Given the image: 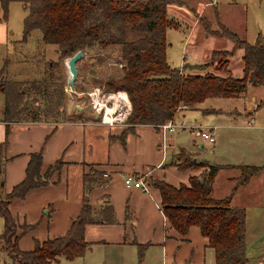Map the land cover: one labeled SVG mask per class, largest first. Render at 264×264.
I'll use <instances>...</instances> for the list:
<instances>
[{"label":"trees","instance_id":"1","mask_svg":"<svg viewBox=\"0 0 264 264\" xmlns=\"http://www.w3.org/2000/svg\"><path fill=\"white\" fill-rule=\"evenodd\" d=\"M175 1L0 0V13L5 21L8 4L20 3L26 11L22 21V41L37 29L41 35L36 45H55L60 59L76 51L118 47L119 61L123 64L121 75L107 77L104 86L107 91H123L128 98L130 113L125 120L128 127L123 131L126 133L134 125L157 128L173 118L178 106L190 108L208 99L236 98L245 93L248 86L264 87V35L261 34H257L253 43H248L224 27L222 32H216L229 39L233 47L215 53L227 59L234 50H242L240 77L220 75L219 68L207 71L208 62L169 66L165 34L173 24L167 14V5ZM8 63L5 58L0 68V93L4 97L2 121L57 124L75 120L66 113L63 82L59 76H53L56 63L47 62L46 68L38 71L40 77L23 80L7 78ZM227 64L225 60L224 65ZM5 143L4 139L0 149ZM175 157L171 165L180 170L208 165L193 163L183 150ZM41 161L40 151L31 153L24 178L6 193L3 191L4 159L0 154V252L14 264H49L59 257L66 260L82 257L90 246L83 237L85 226L114 222L111 206H103L95 212L91 210L90 192L107 183L108 179L103 172L89 167L82 176L80 211L67 231L61 236L36 242L30 251L20 250L18 239L31 227L18 226L8 205L13 199L23 198L29 190L45 186L51 174L62 165L58 161L42 174ZM231 167L239 171L236 186L246 185L251 177L264 171V167L259 166ZM220 168L219 165H208V170L189 178V186L174 187L155 179L150 182L159 191L161 212L171 228L184 235L190 227H197L207 239L208 247L213 249L214 264H247L244 211L231 207L229 197H211L212 184ZM18 229L22 231L18 232Z\"/></svg>","mask_w":264,"mask_h":264},{"label":"crops","instance_id":"2","mask_svg":"<svg viewBox=\"0 0 264 264\" xmlns=\"http://www.w3.org/2000/svg\"><path fill=\"white\" fill-rule=\"evenodd\" d=\"M200 1L198 9L192 11L194 18L198 20L202 18L207 7L216 3L215 0ZM4 22L0 21V45L7 51L9 30ZM207 31L216 37L225 38L217 35V31H212L209 27ZM257 34L264 35L260 31ZM187 38L190 39V36L184 39L183 47L188 45ZM215 51L223 50L212 52ZM5 58L6 55L3 62ZM229 62L228 60L227 71L233 77H240L242 63L241 69L236 71L237 74L232 75L228 69ZM249 92L246 89L245 93L236 98L244 99L245 127L255 130V114L258 108L264 105V100L257 101V97L251 96L250 100L246 101L245 96ZM0 98V144L6 140L0 149L4 159L3 191L10 192L13 186L22 181L31 153L41 152L42 174L56 162L62 163L60 168L51 174L45 186L29 190L23 198L13 199L8 205L18 226L31 227L18 239L17 244L22 251H30L36 242L41 243L46 239L61 236L67 231L80 211L83 196L82 176L89 167L103 172V176L108 179L107 183L95 187L90 192L91 210L95 212L103 206H111L114 222L86 225L83 237L90 246L82 257L67 260L69 262L79 260L85 264L88 260L90 264H214L213 249L208 247L207 239L200 234L197 227L192 226L186 234L180 235L168 225L161 212L159 191L152 186L151 179L163 180L174 187L189 186L190 177L208 170V165H219L222 168L217 171L212 184L213 199L229 197L231 207L243 208L244 203L246 206L253 204L251 199L255 195L259 197L264 194V171L251 177L246 185L236 186L239 171L231 167L238 165L264 167L261 164L264 153L258 149V146L262 145H257L260 139H250L248 144L247 141H241L244 144L241 156H249L252 161L237 165L220 160L221 150L217 151V148L215 151L214 145L218 137L216 133L218 128L215 127H212L214 142H208L214 146L211 161L197 159L185 146L177 145V149L172 150L171 143L166 144L165 137L182 126L186 111L197 109L199 113H207L214 120L230 117L235 124L238 112L234 109L225 110L213 105L207 107L194 105L182 109L183 111L176 112L171 119L175 126L174 131H165L162 136L159 127L151 125H134L124 133V129L128 127L126 124H103L99 118L95 119L93 112L90 117L79 112L80 109L73 112L69 107L66 108V113L68 117L75 118L73 121L57 124L24 121L5 123L2 121L4 97L1 93ZM250 118L253 119V123L246 126ZM195 127L194 135L199 137L197 135L199 128ZM180 150L188 153L193 163L201 162L208 165L178 169L171 164L176 160L175 156ZM231 152L237 156L239 154L236 150ZM127 175L141 177L148 185V190L125 186L123 178ZM222 181H225V184ZM245 197L250 199V203L245 201ZM21 231L18 229V232ZM85 258L88 259L85 261Z\"/></svg>","mask_w":264,"mask_h":264},{"label":"rangeland","instance_id":"3","mask_svg":"<svg viewBox=\"0 0 264 264\" xmlns=\"http://www.w3.org/2000/svg\"><path fill=\"white\" fill-rule=\"evenodd\" d=\"M175 1V0H174ZM178 1V3L176 2ZM175 4L168 5L167 14L173 26L166 30V61L171 67H181L183 62L200 64L208 62L210 65L207 71L213 72L214 68H219L220 75L230 74L224 71V62L229 60L228 69L232 75L237 74L241 69V50H234L229 58L224 55L212 52L214 50H231L232 42L227 38H220L208 33L209 27L212 31L222 32L223 27L237 34L248 43H253L257 32L264 34V0H215L214 5L207 7L200 20L194 18L193 10L198 9L200 0H176ZM234 1V2H233ZM180 2V3H179ZM198 11V10H197ZM186 13V14H185ZM26 11L18 2H11L7 6V15L4 22L8 28V50L4 51L0 45V67L3 57L9 60L7 77L10 79H32L40 77L38 71L42 70L49 61L56 63L53 68V76H59L64 85V105L65 108H72L73 112L86 113L91 117V97L88 95L95 87H100L102 93H115L117 91L105 90L104 83L107 77L120 76L122 63H120V53L118 47L110 46L104 50L95 49L83 51V57L76 64L77 77L74 88L70 89L66 84V74L64 64L70 57L59 58L55 45L38 46L37 40L40 38V31L32 30L25 41H22L23 18ZM187 38L188 45L183 47L184 39ZM212 52V54H210ZM41 58V60H40ZM228 65V64H227ZM249 94L245 100L249 101L251 96L258 100H264V87H247ZM123 92V91H121ZM125 93V92H124ZM1 99V98H0ZM111 101L107 103L110 106ZM213 105L222 109H234L238 112L237 122L234 124L230 117L212 119L207 113H199L197 109H191L184 113L182 126H179L174 133H168L165 137L166 144L172 150L176 146H185L187 150L193 152L199 160H212L214 146L194 135L196 129L218 128L215 142V151H220V160L234 164H241L252 161L249 156H241L244 144L241 141L258 138L260 143L258 149L264 153V105H261L255 114V130L245 127L246 117L244 116V99H208L199 107ZM185 110V109H183ZM183 110H178L183 111ZM176 114V113H175ZM174 114V115H175ZM202 114V115H201ZM193 127V128H190ZM178 134V135H177ZM219 134V135H218ZM258 134V135H255ZM232 137V138H231ZM202 147V148H200ZM231 150L238 151V156L232 154ZM169 152V149H168ZM264 165V157L261 160ZM224 180V179H222ZM223 182V181H222ZM225 184V181L223 182ZM221 184V187L223 186ZM221 191V190H220ZM253 204L240 208L245 214V254L247 264H264V194L252 199ZM245 201L250 203V199L245 197ZM260 203L262 206H260ZM0 219V229H1ZM1 231V230H0ZM88 258H85L86 261ZM59 260V259H58ZM3 252H0V264H10ZM14 264V263H12ZM49 264H82L81 261H67L60 259ZM85 264H90L88 260Z\"/></svg>","mask_w":264,"mask_h":264},{"label":"built area","instance_id":"4","mask_svg":"<svg viewBox=\"0 0 264 264\" xmlns=\"http://www.w3.org/2000/svg\"><path fill=\"white\" fill-rule=\"evenodd\" d=\"M91 97V109L93 112L98 113L99 121L103 124L113 125V124H126V117L130 113V103L124 92L117 91L115 93H102L100 87H95L91 92L88 93ZM110 102V106L107 103ZM187 109V106L181 105L176 108L178 110ZM253 119L250 118L246 122V126H251ZM162 132V136L165 131H174L175 126L172 124L171 120L167 121L158 126ZM213 129H198L197 135L207 142H214ZM123 183L125 186H132L134 188H141L143 191L148 190V185L143 181L141 177L137 178L131 175H127L123 178Z\"/></svg>","mask_w":264,"mask_h":264},{"label":"water","instance_id":"5","mask_svg":"<svg viewBox=\"0 0 264 264\" xmlns=\"http://www.w3.org/2000/svg\"><path fill=\"white\" fill-rule=\"evenodd\" d=\"M83 57V53L81 51H76L73 55H71L65 62V74H66V84L70 89L74 88V83L77 77V68L76 63L81 60ZM77 109H80L78 107ZM95 119H98V113L93 112ZM195 161V160H193Z\"/></svg>","mask_w":264,"mask_h":264}]
</instances>
